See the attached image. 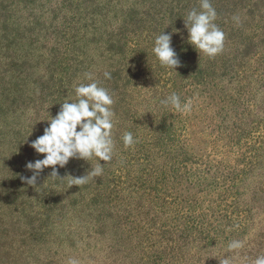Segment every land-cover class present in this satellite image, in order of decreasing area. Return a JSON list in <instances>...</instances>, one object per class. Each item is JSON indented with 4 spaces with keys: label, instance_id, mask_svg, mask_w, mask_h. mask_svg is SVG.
<instances>
[{
    "label": "trees",
    "instance_id": "1",
    "mask_svg": "<svg viewBox=\"0 0 264 264\" xmlns=\"http://www.w3.org/2000/svg\"><path fill=\"white\" fill-rule=\"evenodd\" d=\"M211 3L225 36L213 59L187 42L184 20L200 0H0V264H59L51 250L62 246L76 264L264 255L263 240L249 251L255 233L264 238V0ZM164 31L177 73L152 52ZM86 74L114 100L113 159L83 185L67 176L86 175L96 158L57 166L63 180L45 168L28 185L26 164L44 158L32 141L93 82ZM172 93L191 110L162 106ZM233 240L244 247L228 252Z\"/></svg>",
    "mask_w": 264,
    "mask_h": 264
},
{
    "label": "clouds",
    "instance_id": "2",
    "mask_svg": "<svg viewBox=\"0 0 264 264\" xmlns=\"http://www.w3.org/2000/svg\"><path fill=\"white\" fill-rule=\"evenodd\" d=\"M216 19L217 12L211 0H200V10L189 11L184 20L188 31L187 42L198 54L203 53L209 59L215 58L224 50L225 36L215 23ZM233 19L239 22L238 17ZM171 39V34H165V31L156 36L152 52L162 68L177 73L176 69L181 66V62L171 46ZM104 76L106 79L111 78L108 72H105ZM86 78L93 82L77 86L76 100L71 101L66 98L65 102L60 104L57 115L48 121L49 126L44 129L43 135L32 141L30 147L44 158L26 164V168L33 173L31 177L24 178L28 185L35 186L45 168H52L51 178H59L57 166L65 168L73 159L89 163L96 158L95 167L91 171L88 170L86 175L67 176L71 184L83 185L91 178L102 175L106 163L113 159L115 144L112 129L115 113L112 105L114 100L107 89L93 80L91 74H86ZM160 104L164 107H172L179 112L186 113L191 110V103L182 102L176 93L161 100ZM122 140L126 148L136 143L131 132H126ZM100 161L105 162L103 166ZM243 247L242 241L233 240L228 244L227 251L238 252ZM232 260L233 257H226L220 260L219 264H232ZM69 264H76V262L70 261ZM251 264H264V255L256 256Z\"/></svg>",
    "mask_w": 264,
    "mask_h": 264
},
{
    "label": "rangeland",
    "instance_id": "3",
    "mask_svg": "<svg viewBox=\"0 0 264 264\" xmlns=\"http://www.w3.org/2000/svg\"><path fill=\"white\" fill-rule=\"evenodd\" d=\"M144 92H142V94H143ZM150 96V95H149ZM136 99H143V97H137ZM258 101H261V99L260 98H258L257 99ZM259 180V179H258ZM257 179H253V181H251V185L252 184H254V185H257V181H258ZM256 218H259V221H258V219H257V224H256V230H259V229H262L261 227H263V225H264V221L262 222V223H260V221H262V220H264V214H262V215H258V217H256ZM55 233V232H54ZM259 233V232H258ZM258 233H255V236L253 237V236H251V237H253L252 238V244L249 246V251L250 252H252V255H253V257L254 256H256V252H257V250H258V244H260V243H262L261 242V240H263L264 241V238L262 237V235H258ZM63 247L64 246H62V249L61 250H59V251H56L55 249H52L51 250V252L53 253V254H60V256L58 257V258H60V260L62 261V262H60L59 264H69L68 262H67V259L69 258V256H70V254H69V252L67 251V250H65V249H63ZM264 249V248H263ZM261 253H259L258 255H260ZM257 255V256H258ZM16 261L18 260L17 258H16V256H15V258H14ZM36 259H39V260H42L41 261V263L40 264H43L44 263V260L42 259V257H36Z\"/></svg>",
    "mask_w": 264,
    "mask_h": 264
}]
</instances>
